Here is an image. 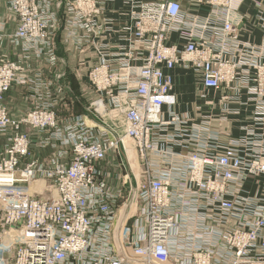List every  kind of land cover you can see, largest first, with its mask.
Here are the masks:
<instances>
[{"label":"built area","instance_id":"obj_1","mask_svg":"<svg viewBox=\"0 0 264 264\" xmlns=\"http://www.w3.org/2000/svg\"><path fill=\"white\" fill-rule=\"evenodd\" d=\"M110 1L5 0L16 27L0 34V46L18 53L0 57V264H264V44L239 40L243 0H194L204 16L179 0H121L127 19L115 45L103 38L112 31ZM256 15L264 29V10ZM172 34L179 44H168ZM57 39L94 57L86 81L96 97L81 114H58L70 105ZM183 54L208 107L197 105L199 120L161 111L175 105L165 71ZM12 85L29 94L20 117L3 102ZM207 90L255 102L244 135L224 140L211 125ZM101 102L124 120L135 170L121 159L117 148L128 161L132 147L117 146ZM32 142L52 146L40 164L24 162ZM7 215L19 230L3 227Z\"/></svg>","mask_w":264,"mask_h":264},{"label":"crops","instance_id":"obj_2","mask_svg":"<svg viewBox=\"0 0 264 264\" xmlns=\"http://www.w3.org/2000/svg\"><path fill=\"white\" fill-rule=\"evenodd\" d=\"M181 3V7L189 12L193 13L199 16L206 15V10L201 7H196V5L193 3L194 0H179ZM261 7L262 10H264V0H243V2L240 4L238 11L234 15L236 22H238V30H239V36L243 41L249 42L254 45H259L264 43V29L261 28V26L258 23L257 19V8ZM105 16L109 17L112 21V31L106 35H104V42H107L111 45H115L119 42V35L122 34V24L126 21L127 15H126V9L125 6L122 4L121 0H112L108 2L105 6ZM3 21V22H2ZM0 22L3 23L2 30L0 31V34L3 36L7 35L8 33H11L14 31L16 27V21L15 18L12 17L10 12L6 8L5 0H0ZM60 39H57L58 43V52L60 55H64V57L68 60L67 67L72 70L74 75L77 76V72L80 70V72H83L84 70L81 68L82 65L79 64L82 59L80 57L81 52L79 49H75L73 47H69L66 45H62L60 43ZM87 54V53H86ZM85 55V54H84ZM88 55V54H87ZM86 56V55H85ZM0 57L1 58H13L14 57V51L13 48L8 44L7 41H4L3 44L0 46ZM80 65V66H79ZM77 73V74H76ZM49 76H51V73H48ZM175 76V89L177 92V95L179 96V102L184 101V91L182 89L183 85H191L193 82V79L195 78L189 71L185 72L180 69H175L174 71ZM78 76L76 77V79ZM189 80V82H188ZM78 81V90L80 92V95L84 96L83 93L88 92L87 90V81L86 80H80ZM196 81V79H195ZM191 83V84H190ZM68 84V85H67ZM67 90L66 95L67 98L65 99L64 104L70 105L69 110L62 109L59 111V115L66 117L69 114L73 113L71 111V104L70 99L71 97H77V95H73L74 92L72 88L70 87L69 83L67 82ZM196 84V83H195ZM190 87V86H189ZM193 88V87H192ZM192 91V89L190 90ZM28 92L24 87H20L18 85H12V87L4 94L3 96V102L8 109L9 113L13 117H19L23 115L29 108L30 103L28 100ZM80 99V98H79ZM186 99V98H185ZM215 102L213 103L212 110L215 113L213 116V126H216L217 129H219V133L223 134V139H227V137L235 138L238 137L242 133V126H249L251 123V118L254 110V103L253 102H245L246 101V95L242 93L240 95L239 101H235L231 103V107L238 110V113H230L226 116V120L218 122V120H221L222 113H220L221 104L218 102V97L216 98ZM189 99L187 104H184L181 102L179 106L181 110H184L185 108L189 109L192 115H197L195 113L194 105L197 101V99ZM81 104V112L83 110V102ZM192 107L194 111H192ZM36 150V149H35ZM39 152V150H37Z\"/></svg>","mask_w":264,"mask_h":264},{"label":"bare ground","instance_id":"obj_3","mask_svg":"<svg viewBox=\"0 0 264 264\" xmlns=\"http://www.w3.org/2000/svg\"><path fill=\"white\" fill-rule=\"evenodd\" d=\"M239 37V40L240 41H242V42H244V43H246V44H249V45H254V44H251V43H249V42H246V41H243L241 38H240V36H238ZM177 42V44H179L178 43V40H176V36L174 35V34H172V37H171V39H170V41L168 42V44H170V45H173V43H176ZM8 44H9V42H8ZM264 44V43H263ZM263 44H259V45H255L256 47H262L263 46ZM10 46H11V48H13V51H14V56L18 53V47H14V46H12L11 44H9ZM79 51L81 52V53H83V54H85V52L84 51H82V50H80L79 49ZM86 55V54H85ZM193 59H195V58H197V57H199L200 55L198 54V55H190ZM86 57H87V55H86ZM88 58H89V62H88V64H87V66H88V68H89V70L92 68V66H93V62H94V57H93V55H88ZM176 58H178L179 59V62H177L178 64H179V66H175L173 69H168V70H166L165 71V74L166 75H169L170 76V78H171V82H170V85H172V93H174V95H175V99H176V102H175V105L174 106H169V107H164L163 109H161V111L162 112H169L172 108H173V110L175 111V113H177L178 115H180V116H185V115H187L188 117H191V118H193L194 120H199V117H198V109H197V107L198 106H204V109H207L208 107L206 106V104L203 102V101H201V100H199L198 98H197V95H196V99H197V101H196V104H195V112H197V115H192L191 114V112L189 111V109H187V108H185L184 110H181V109H179L180 107H179V105H178V103H179V96L177 95V92H176V89H175V76H174V71H175V69H180V70H183V71H185V72H187V71H189V73H191V75H193L195 78H196V74L194 75L193 73H192V71H190V70H188L187 68H184V67H182L181 65L182 64H184L185 62H184V58H185V54H183V55H181V56H178V55H176ZM177 64V65H178ZM89 72V71H88ZM252 72V71H251ZM86 74H88V73H86ZM221 75L223 76V81H225V74L224 73H221ZM87 76V75H86ZM88 78V77H87ZM198 79L196 78V81H197ZM12 87V86H11ZM10 87V88H11ZM98 97V99L100 98V96H97ZM208 101H210V99L212 100V102L214 103L215 102V100H217L216 98L218 97V102L221 104V107H222V105H228L229 106V111L226 113V114H222V115H225V117H222L221 116V118L220 119H223V118H225V120H226V116L228 115V114H232V113H238V110L237 109H234L233 107H231V104H230V101H231V103H233V102H235L234 101V99H233V97L231 96V93H227V92H222V90H218V91H215L214 93H212V94H208ZM95 99V98H94ZM245 102H250V101H247V95H246V101H244V103ZM213 103H212V106H213ZM253 103H254V110H253V114H252V118H251V123L249 124V126L252 124V120L254 119V117L256 116L255 114H254V111H255V102L253 101ZM198 105V106H197ZM171 108V109H170ZM30 109V108H29ZM28 109V110H29ZM121 109H125V105L123 104L122 106H121ZM170 109V110H169ZM27 110V111H28ZM98 110H102V113H103V121H104V123L106 124V125H108L109 127H111L113 130H114V132H115V135H113V138H114V140L118 143V145L117 146H119L120 145V142H119V140H121L122 141V143L124 142L125 144H127V145H131V147H132V150H128L127 151V155H126V157L128 158V161L126 160V158H125V156H123L122 154V150H121V148L119 147V148H117V150H118V153L120 154L121 153V159L124 161V164L127 166V164L128 163H130V165H133L132 167L134 168V170L136 169L135 168V166H134V164H136V157H135V146L133 147V143H132V141L130 140V138H128V137H126L125 136V133H126V130L124 129V128H122V122L124 121L122 118H120V121H117L115 118H110V115L109 114H107V113H111V114H114V113H112L111 111H110V108H108V106L106 105V103L105 102H101V107L100 106H98ZM26 111V112H27ZM232 111V112H231ZM25 112V113H26ZM24 113V114H25ZM23 114V115H24ZM79 114H81V113H79ZM115 114H118V112H116ZM22 116V115H21ZM20 117V116H19ZM119 118V117H118ZM114 119H115V121H114ZM212 119V118H211ZM224 120V121H225ZM212 123H213V120H211V125H212ZM118 126V127H117ZM243 127V126H242ZM246 127H248L247 125H246ZM114 128H117V129H114ZM248 128H250V127H248ZM251 128H252V126H251ZM241 135H244L243 133H241L238 137H240ZM30 137L31 138H35V129H33L32 131H30ZM238 137H235V138H232V139H236V138H238ZM5 141H6V139L3 137V136H1L0 135V152H1V150H2V148H3V145H4V143H5ZM48 145H46V146H44V147H37V146H35L34 145V143L32 142L30 145H29V155H28V157L26 158V159H24V162L25 161H32V160H37V163H41L46 157H48L51 153H52V146H51V144L50 143H47ZM36 149V150H35ZM37 150H39V152H37ZM117 150H115L113 153H111V156L112 157H114V155L116 154V152H117ZM183 153H185V154H187L188 153V149H183ZM107 160L106 159H104V160H102L101 161V163H105ZM96 163H98V161L96 162ZM195 165H197V163H195ZM17 177V174H16V172H12V178L14 179V178H16ZM33 181H31L30 183H29V185L30 184H34V182L32 183ZM116 183H118V181H116ZM248 186H251V185H248ZM252 188H253V186H251ZM254 189V188H253ZM22 197L21 198H25L26 196H24V195H21ZM1 199V198H0ZM0 216H1V212H0ZM7 218H8V220L6 219V218H3L2 219V221H1V224L3 225V227H10L12 230H19V227H16L12 222V218H11V216H9V215H7Z\"/></svg>","mask_w":264,"mask_h":264},{"label":"rangeland","instance_id":"obj_4","mask_svg":"<svg viewBox=\"0 0 264 264\" xmlns=\"http://www.w3.org/2000/svg\"><path fill=\"white\" fill-rule=\"evenodd\" d=\"M201 8H203L202 6H200ZM57 50H59L58 48H57ZM60 53H62V52H60ZM60 53L58 52V55L61 57V58H63V62H64V64H65V77H64V82L67 84V82L69 83V85H70V87L72 88V90H73V92H74V94L73 95H77V97H71V99H70V104H71V111L73 112V113H76V114H79L80 112H81V102H83V104H85V105H88V103L91 101V100H93L96 96H95V94L92 92V90H88V92H86V93H83L84 94V96L82 95H80V92H79V90H78V81H77V79H80V80H88V78H87V74L86 73H88V71H89V68H88V66H87V68L86 67H84V66H81V68L84 70L83 72H80V70L76 73L77 74V76H78V78L76 79V75H74V73L72 72V70H70L68 67H67V65H68V60H67V58L66 57H64V55H60ZM81 54H83V53H81ZM86 54V53H85ZM87 55V54H86ZM83 56V57H82ZM80 57H82V59H80L83 63H85L86 65L88 64V62H89V58H88V55H87V57L83 54V55H81ZM64 66V65H63ZM80 66V65H79ZM195 79L196 78H194L193 79V82H192V84L191 85H189V86H187V85H183L182 86V89H183V91L185 92L184 93V101H180L179 103H178V105L179 106H181L180 105V103L182 102L183 103V105L184 104H187L188 102H185V101H188L189 99H195L196 100V93L198 92V90L196 89V85H198L199 84V82L197 83V81H195ZM188 82H189V80H188ZM196 83V84H195ZM68 85V84H67ZM193 87V88H192ZM192 89V91H190ZM207 93H209V94H212V93H214L213 91H211V90H207L206 91ZM80 98V99H79ZM186 98V99H185ZM191 100V101H192ZM194 101V100H193ZM196 104V103H195ZM195 106V105H194ZM195 108V107H194ZM83 111V110H82ZM192 111H194V109H193V107H192ZM116 113V112H115ZM113 114V115H116V114ZM195 113H197V112H195ZM117 118V119H116ZM115 119L117 120V121H120V118H118L117 116H115ZM115 119H114V121H115ZM36 183L38 184V186L39 187H41V188H44L46 185H47V181H41L40 179L39 180H36ZM30 186H33L34 188H35V182H34V184L32 185V184H30ZM1 200V199H0ZM2 231H1V228H0V233H1Z\"/></svg>","mask_w":264,"mask_h":264}]
</instances>
